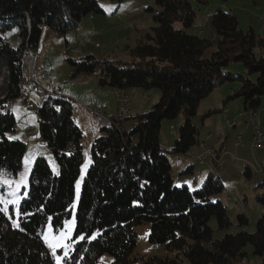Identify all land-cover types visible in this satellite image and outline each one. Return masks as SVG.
Returning a JSON list of instances; mask_svg holds the SVG:
<instances>
[{
  "label": "trees",
  "instance_id": "obj_1",
  "mask_svg": "<svg viewBox=\"0 0 264 264\" xmlns=\"http://www.w3.org/2000/svg\"><path fill=\"white\" fill-rule=\"evenodd\" d=\"M154 1L159 7L152 14L154 25L130 49L128 61L99 60L92 55L68 59L72 77L89 73L100 86L156 88L159 96L150 107L130 117V127L123 124L125 115L121 120L112 118L91 141V162L74 210L75 235L62 264H97L104 253L115 264H245L247 245L253 255L264 256V215L251 232L244 228L245 215L237 214L233 223L227 207L213 200L224 188L221 173L215 169L208 170L198 189L175 185L171 163L159 142L161 120L181 115L183 123L168 151L192 159L189 150L198 140L191 118L200 100L227 81L240 83L227 98L241 97L243 111L260 107L264 36L252 26L240 29L236 15L218 7L211 15L214 50L203 57L212 39L188 34L185 29L193 25L199 5L208 0ZM103 13L99 0H0V173L15 175L25 151L23 142L5 138L16 124L12 102L25 99L20 89L24 50L29 45L36 49L43 27L64 36L87 14ZM10 35L16 36L15 45ZM235 62L242 64L247 77L222 73L223 67ZM37 112L38 133L56 167L50 168L43 157L34 160L27 194L18 205L19 227L12 226L0 208V264H55L42 239V228L47 222L62 226L73 210L83 157L82 132L73 121L68 98L58 93L45 90ZM247 172L251 175L248 166ZM179 174L193 175V165ZM260 199L264 201V196ZM212 218L218 229L230 225L238 229L215 239L209 225ZM144 222L150 224L149 241L174 254L140 256L139 261L129 258L136 246L133 226ZM97 232L95 239L78 238Z\"/></svg>",
  "mask_w": 264,
  "mask_h": 264
},
{
  "label": "rangeland",
  "instance_id": "obj_2",
  "mask_svg": "<svg viewBox=\"0 0 264 264\" xmlns=\"http://www.w3.org/2000/svg\"><path fill=\"white\" fill-rule=\"evenodd\" d=\"M99 4L104 6L102 7L103 14H87L76 29L68 31L64 36H59L51 29L43 27L37 47L33 50V54L37 55L39 71L50 70L51 74L47 80L40 79L37 75V81L41 83V87L38 89L32 84L33 88L31 87V98L29 101L40 107L42 104L38 93L40 90L44 94L45 90H54L56 93L63 94L58 95L68 98L71 104L73 120L82 132L83 157L80 164L79 177L75 185V201L71 217L65 219L62 226L55 227L51 222H47L42 228V239L49 253L53 256L55 264H57V257H60L59 264H62L63 256L70 249L75 235L74 210L81 182L91 162L90 143L100 135L102 126L110 125L107 121L95 119L84 106L103 108L108 115L113 109V98H115L112 95L113 89L108 86L98 85L93 74L81 73L72 77V66L68 59L77 60L85 55H92L99 60L109 59L119 63L128 61L130 49L143 38L145 33L150 31L151 26L154 25L152 14L159 9L154 0H99ZM107 7H110L109 11L105 10ZM149 7L152 8V11L148 10ZM218 7H223L236 15L240 29L248 27L250 21L255 29L259 25L258 21H256L257 17L264 15V0H208V3L199 5L195 21L191 27L185 29L186 33L212 39L214 34L211 27V15ZM175 25L178 27L179 24L176 23ZM9 41L12 45H15L16 36L10 35ZM212 41L213 45L204 51L203 57H208L214 50L215 41L213 39ZM256 55H258L257 52ZM226 72L233 75L248 76L240 62L223 67L222 73ZM239 85L238 81H227L220 86L214 87L211 93L200 100L197 112L191 118V122L197 128L198 141L191 147L189 153H195L201 141H205L206 146L215 147H219L222 142L225 143L229 153L225 155L222 161V172H220L219 167L212 166L217 172L221 173L219 179L223 183L224 188L221 193L213 197V200L219 199L227 207L228 216L233 223L237 214L245 215L247 224L244 228L251 232L255 229L259 217L264 215V201L260 199L264 196V183L260 184L264 176L259 174L257 171L258 165L256 164L261 162L264 166V150H252L246 134L242 136L245 142L240 147H235V135L244 132V122L248 120L247 115L242 110V98L229 97L227 99L228 96H231L232 89H237ZM228 90L230 93H228ZM126 91L128 95L125 94L130 100L124 108L125 112L123 115H125V119L123 124L125 128H128L132 123L130 117L133 114V109L145 110L150 107L157 100L159 91L156 88L144 90L136 87L127 88ZM261 101L262 105H264V95L261 96ZM223 102L228 103L226 117L235 120V122L237 120L236 125L233 127L226 125L224 113L222 114L223 111L219 110L223 107ZM128 107L131 111L130 109L126 111ZM11 108L14 110L13 114L16 124L13 130L5 133V138L10 141L23 142L25 151L21 168L15 175L0 173V208L2 211L5 208L7 209V211L3 212L11 225L16 227L13 221L18 223V205L27 194L30 171L34 160L37 157L45 158L53 170L56 164L51 151L38 133L40 120L38 112L29 108L27 102L22 98L13 101ZM262 108L263 106H260L258 110ZM116 110L111 115L112 118H116ZM209 110L213 112L208 117H203L204 113ZM122 118L123 116H121ZM183 120L181 115L173 119L163 118L160 123L159 142L162 147H165L163 148L165 150L164 153L171 163V176L175 185H188L191 190H195L201 186V182L206 177L205 166L198 162L196 163L186 154H173L168 151V148L172 146L177 137L178 128L183 123ZM29 126H32V128L27 130ZM250 130L252 134L251 126ZM246 133L249 135V132ZM1 139L2 137L0 136ZM184 157L188 159H186L187 165H193V175L179 174V171L184 169V167L181 168L182 166H180V160L182 158L185 159ZM236 158H244L246 162H238ZM246 166L251 169L252 175H249L248 172L244 174ZM207 167H209L208 170L211 172L210 166ZM4 180L12 183L10 185L5 184L3 183ZM17 183H20L18 189L16 188ZM14 189L15 196L12 195ZM13 199L18 202L16 204H5L3 202ZM69 225H71L70 232L68 230ZM209 225L212 228V236L215 239L222 238L226 232H233L238 229L235 225H230L228 229H218L214 218L210 220ZM133 228L136 233V246L129 254V258H136V261H139L140 256L174 254L167 253L163 246L152 244L149 241L150 224L148 222L136 224ZM62 233H67L68 238L60 241L61 246L57 247L55 254H53V249L49 247V244L55 245ZM63 245H69V247L65 248ZM245 251L247 253V262L245 264H261L264 256L253 255L250 245H247ZM97 264H115V261L110 254L104 253L98 257Z\"/></svg>",
  "mask_w": 264,
  "mask_h": 264
},
{
  "label": "built area",
  "instance_id": "obj_3",
  "mask_svg": "<svg viewBox=\"0 0 264 264\" xmlns=\"http://www.w3.org/2000/svg\"><path fill=\"white\" fill-rule=\"evenodd\" d=\"M259 20L262 21L264 25V15L259 17ZM23 59H24V65H23V73L24 76L20 82V89L22 92L23 97L25 100H27L30 86L33 84L38 89L40 87L37 86V75L40 79H48V77L51 74L50 70L46 71H39V67L37 66V55L33 54V48L31 45L27 46L23 53ZM52 93H56V91L51 90ZM39 95L41 97V100L43 98V91L40 90ZM113 95L116 99V101L119 103L118 108L116 110V118H113L114 120L121 119V113H124V108L127 106L129 97L125 94V91L120 88H114L113 89ZM60 94V93H58ZM63 95V94H61ZM27 105L29 108L37 111L38 107L31 101H27ZM87 111H89L95 119L97 120H109L110 123L112 122V116L107 115L105 113V110L100 107H92L89 105H86ZM224 115L227 116V110L224 108ZM248 117V120L246 121V125L251 126L252 134L249 139V145L251 146L252 150H264V122L261 118H255V109H249L247 111H243ZM242 115V114H240ZM229 119L230 127L235 126V120ZM30 129V128H28ZM27 129V130H28ZM236 147H240L242 144V138L240 135H236ZM228 154V150L224 146H206L202 145V148L198 154L193 156V159H200V164L203 166H216L219 167L220 172L221 170V164L223 161V157Z\"/></svg>",
  "mask_w": 264,
  "mask_h": 264
},
{
  "label": "crops",
  "instance_id": "obj_4",
  "mask_svg": "<svg viewBox=\"0 0 264 264\" xmlns=\"http://www.w3.org/2000/svg\"><path fill=\"white\" fill-rule=\"evenodd\" d=\"M256 21H258L257 23L259 24V25H257L256 26V28H255V30L257 31V32H260V34L262 35V36H264V25H263V23H262V21L261 20H259V17H257V20ZM249 26H252L251 25V21H250V24H249ZM253 27V26H252ZM16 42H17V40H16ZM16 42H15V44H16ZM33 88V86L31 85L30 86V91H29V95H28V98H27V100H25V99H23L25 102H27V101H29L30 100V98H31V89ZM35 88V87H34ZM37 91V90H36ZM125 91V93L128 95V93H127V91H126V89L124 90ZM228 93H230L229 92V90H228ZM112 95H113V93H112ZM114 99V101H113V109L111 110V112H110V114H108V115H113V113L115 112V110H116V108H117V105H118V103L115 101V98H113ZM228 99V98H227ZM130 100V99H129ZM13 103V102H12ZM223 107L221 108V109H219L221 112H222V109L225 107V109L228 111V109H227V105H228V103H225V102H223ZM263 104H264V102H263ZM260 106H263V108L262 109H260V110H258L257 109V111H258V113L260 112V116H259V118H261L262 119V121H263V118H264V105H262V101H261V105ZM130 108L128 107L127 109H126V111H128ZM11 110H12V112H14V110L11 108ZM243 110V109H242ZM130 111H131V109H130ZM142 111H144V109H133V114H131V116H133V115H136L137 113H139V112H142ZM223 112H224V110H223ZM223 112H222V114H223ZM223 116H224V119H226L225 117V115L223 114ZM73 118V117H72ZM24 119H26L25 117H24ZM74 121V120H73ZM224 122H225V120H224ZM236 122H237V120H236ZM264 122V121H263ZM245 123V126H244V132H242V133H240V134H237V135H240L241 136V138H242V143L243 142H245L244 140H243V134H246V136H247V141H248V143H249V139H250V137H251V130L249 131V129H250V126H248V125H246V122H244ZM241 124H242V122H241ZM235 125H236V123H235ZM28 128H32V126H29ZM27 128V129H28ZM246 132H249V135H247V133ZM235 137H236V135H235ZM235 140V139H234ZM206 144V142L205 141H201L200 142V144H199V146L197 147V150H195V153H193L192 152V154H191V156H195L196 154H198L199 152H200V150H201V148H202V145H205ZM162 145V144H161ZM220 145H223L227 150H228V148H227V146L225 145V143L224 142H222ZM219 145V146H220ZM234 146H235V143H234ZM236 147V146H235ZM191 150V149H190ZM190 150H189V152H190ZM228 153H229V151H228ZM227 155V154H226ZM185 158V157H184ZM224 158H225V156L223 157V160H224ZM187 158H185V159H183L182 158V160H180L181 161V165L180 166H182L181 168H183V167H185V166H187V160H186ZM193 159V158H192ZM236 161H238V162H246L245 161V159L244 158H241V159H237L236 158ZM264 163V162H263ZM257 165H258V168H257V171L259 172V174H261V175H263L264 176V166H263V164L261 163V162H258V163H256ZM223 165V164H222ZM222 165H221V170H222ZM205 169H206V173L208 172V167L207 166H205L204 167ZM250 169V168H249ZM250 174L252 175V173H251V169H250ZM195 180V179H194Z\"/></svg>",
  "mask_w": 264,
  "mask_h": 264
},
{
  "label": "snow or ice",
  "instance_id": "obj_5",
  "mask_svg": "<svg viewBox=\"0 0 264 264\" xmlns=\"http://www.w3.org/2000/svg\"><path fill=\"white\" fill-rule=\"evenodd\" d=\"M101 7H104V6L101 5ZM105 10H106V11H109V10H110V7L105 8ZM14 31H15V30H14ZM26 159H27V158H26ZM3 183H5V184H9V185H10L12 182H11V181H8V180H4ZM20 183H22V182H20ZM20 183H17V185H16V188H17V189L20 187ZM12 195L15 196V189L13 190ZM3 202H4L5 204H8V203L16 204L18 201L15 200V199H13V200H5V201H3ZM3 211H7V209L5 208V209H3ZM13 223H14L17 227H19V224H18L16 221H13ZM66 224H67V222H66ZM68 230H69V232L71 231V225H69V229H68ZM97 235H99L98 232L92 234L91 236L79 235L78 238L81 239V240H83V239H95V237H96ZM67 238H68V234H67V233H62L61 236H60V238H59V240H57V243H56L55 245H53V244H49V247L53 249V254H55V252H56V248L61 246L60 241H61V240H65V239H67ZM63 246H64L65 248H68V247H69V245H63ZM67 255H68V253H67V251H66V252H65V256H67ZM59 262H60V257H57V264H59Z\"/></svg>",
  "mask_w": 264,
  "mask_h": 264
},
{
  "label": "bare ground",
  "instance_id": "obj_6",
  "mask_svg": "<svg viewBox=\"0 0 264 264\" xmlns=\"http://www.w3.org/2000/svg\"><path fill=\"white\" fill-rule=\"evenodd\" d=\"M43 70V69H42ZM43 71H46V70H43ZM43 80H45V79H43ZM37 85H38V87H41V83H39L38 81H37ZM84 108L86 109V106H84ZM87 110V109H86ZM224 113V112H223ZM123 115V113H121V116ZM255 118H259V113H258V111L257 110H255ZM100 121H102V120H100ZM105 122L107 121L108 123H110V121L109 120H104ZM225 123H227L226 125H228V127H230V122H229V119H225ZM196 163L198 162L199 164H200V159H193ZM209 168V167H208ZM210 170L211 171H213L214 170V168L212 167V166H210ZM218 174H219V172H218ZM218 174H214V175H218Z\"/></svg>",
  "mask_w": 264,
  "mask_h": 264
}]
</instances>
